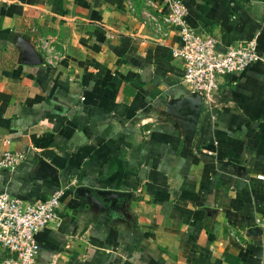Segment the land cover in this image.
I'll return each mask as SVG.
<instances>
[{
	"label": "crops",
	"instance_id": "crops-1",
	"mask_svg": "<svg viewBox=\"0 0 264 264\" xmlns=\"http://www.w3.org/2000/svg\"><path fill=\"white\" fill-rule=\"evenodd\" d=\"M182 1L219 50L261 56L191 132L168 0H0V158L26 154L0 193L66 187L36 264H264V0Z\"/></svg>",
	"mask_w": 264,
	"mask_h": 264
},
{
	"label": "built area",
	"instance_id": "built-area-1",
	"mask_svg": "<svg viewBox=\"0 0 264 264\" xmlns=\"http://www.w3.org/2000/svg\"><path fill=\"white\" fill-rule=\"evenodd\" d=\"M168 3L169 12L164 23L178 37L171 55L182 64L183 84L203 99L209 101L216 94L221 78L238 75L260 59L255 39L221 51L212 35L189 26L182 0H168ZM157 32H160L159 26ZM162 35L165 37L167 33ZM25 158L22 151H6L0 158V169L15 171ZM65 189L61 186L35 203L22 201L7 192L0 193V246L7 253L0 264H36L39 253L36 236L59 221Z\"/></svg>",
	"mask_w": 264,
	"mask_h": 264
},
{
	"label": "water",
	"instance_id": "water-1",
	"mask_svg": "<svg viewBox=\"0 0 264 264\" xmlns=\"http://www.w3.org/2000/svg\"><path fill=\"white\" fill-rule=\"evenodd\" d=\"M202 104H203V98L201 97V95L193 92L190 99L188 100V107L190 109V118L188 121L189 132L193 130L194 124L196 123L198 115L201 111ZM101 195L107 198H111L114 196L111 193H101Z\"/></svg>",
	"mask_w": 264,
	"mask_h": 264
}]
</instances>
